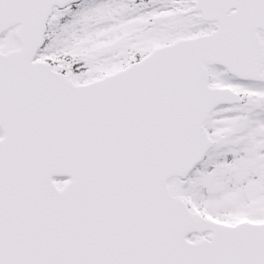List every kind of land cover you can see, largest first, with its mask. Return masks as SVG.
Segmentation results:
<instances>
[{
  "label": "snow or ice",
  "instance_id": "snow-or-ice-1",
  "mask_svg": "<svg viewBox=\"0 0 264 264\" xmlns=\"http://www.w3.org/2000/svg\"><path fill=\"white\" fill-rule=\"evenodd\" d=\"M0 264H264V0H0Z\"/></svg>",
  "mask_w": 264,
  "mask_h": 264
}]
</instances>
